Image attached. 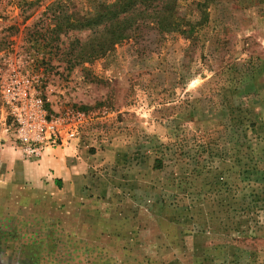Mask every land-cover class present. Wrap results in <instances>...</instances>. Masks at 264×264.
Segmentation results:
<instances>
[{
  "label": "rangeland",
  "instance_id": "obj_1",
  "mask_svg": "<svg viewBox=\"0 0 264 264\" xmlns=\"http://www.w3.org/2000/svg\"><path fill=\"white\" fill-rule=\"evenodd\" d=\"M54 1L0 0V264H264V0H175L189 36L80 64ZM13 79L75 138L23 153Z\"/></svg>",
  "mask_w": 264,
  "mask_h": 264
},
{
  "label": "trees",
  "instance_id": "obj_2",
  "mask_svg": "<svg viewBox=\"0 0 264 264\" xmlns=\"http://www.w3.org/2000/svg\"><path fill=\"white\" fill-rule=\"evenodd\" d=\"M71 1L56 0L44 13L56 35L88 33L87 40L76 41L74 64L103 58L115 45L135 39L146 25L154 27L160 36L190 35L182 29L187 21L178 16L175 0H114L92 4L89 9L82 6L77 11ZM186 41H190L188 37Z\"/></svg>",
  "mask_w": 264,
  "mask_h": 264
},
{
  "label": "built area",
  "instance_id": "obj_3",
  "mask_svg": "<svg viewBox=\"0 0 264 264\" xmlns=\"http://www.w3.org/2000/svg\"><path fill=\"white\" fill-rule=\"evenodd\" d=\"M15 81L13 79L7 86L3 96L16 126V142L21 146L23 153L39 157L46 147L63 145L75 138L74 125L63 130L61 120H47L42 110V101L34 95H29L20 83Z\"/></svg>",
  "mask_w": 264,
  "mask_h": 264
}]
</instances>
